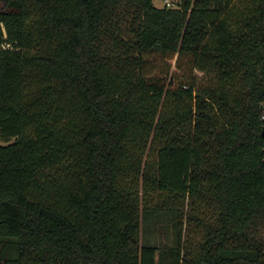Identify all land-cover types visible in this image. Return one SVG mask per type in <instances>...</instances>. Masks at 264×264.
<instances>
[{"label":"trees","instance_id":"obj_1","mask_svg":"<svg viewBox=\"0 0 264 264\" xmlns=\"http://www.w3.org/2000/svg\"><path fill=\"white\" fill-rule=\"evenodd\" d=\"M181 1L0 5V264H264V0Z\"/></svg>","mask_w":264,"mask_h":264},{"label":"rangeland","instance_id":"obj_2","mask_svg":"<svg viewBox=\"0 0 264 264\" xmlns=\"http://www.w3.org/2000/svg\"><path fill=\"white\" fill-rule=\"evenodd\" d=\"M3 2H4L3 0H0V5H2ZM181 2H182L181 0H154V4L157 7H164L165 5L171 6V7H178L179 5H181ZM155 221H156V218L152 217L151 232L148 233V237L152 238V240L157 241V242H172L174 238V234H173V228L171 224H168V222H160L156 226L155 224H153V222ZM154 227H156V229H154ZM186 228H187V233L189 234V236L193 240L197 241L198 240L197 233L191 231L190 226L189 227L187 226ZM141 229H142L141 235L145 237L146 231L144 228H141Z\"/></svg>","mask_w":264,"mask_h":264},{"label":"built area","instance_id":"obj_3","mask_svg":"<svg viewBox=\"0 0 264 264\" xmlns=\"http://www.w3.org/2000/svg\"><path fill=\"white\" fill-rule=\"evenodd\" d=\"M2 46L6 48V47H9L10 44H8V43H4Z\"/></svg>","mask_w":264,"mask_h":264},{"label":"water","instance_id":"obj_4","mask_svg":"<svg viewBox=\"0 0 264 264\" xmlns=\"http://www.w3.org/2000/svg\"><path fill=\"white\" fill-rule=\"evenodd\" d=\"M3 1H5V0H3ZM261 109H262V110L264 109V106H263V105L261 106Z\"/></svg>","mask_w":264,"mask_h":264}]
</instances>
